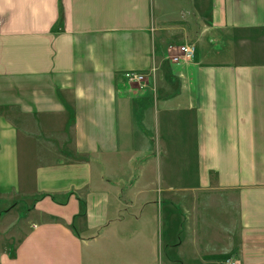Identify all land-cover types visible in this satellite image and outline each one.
Returning a JSON list of instances; mask_svg holds the SVG:
<instances>
[{
    "label": "crops",
    "instance_id": "obj_1",
    "mask_svg": "<svg viewBox=\"0 0 264 264\" xmlns=\"http://www.w3.org/2000/svg\"><path fill=\"white\" fill-rule=\"evenodd\" d=\"M17 199L0 264H264V0H0Z\"/></svg>",
    "mask_w": 264,
    "mask_h": 264
},
{
    "label": "rangeland",
    "instance_id": "obj_2",
    "mask_svg": "<svg viewBox=\"0 0 264 264\" xmlns=\"http://www.w3.org/2000/svg\"><path fill=\"white\" fill-rule=\"evenodd\" d=\"M167 56L170 58L168 52ZM30 204L31 203L28 201L22 199L2 200L0 202V215L3 214V217L0 219V234L3 235L5 241L8 240V242H10V237L13 232L17 233V230L23 232L22 228H24L23 226L25 225L24 217L27 215L31 207ZM8 210L11 212V215H4V212ZM220 261L224 262L225 260Z\"/></svg>",
    "mask_w": 264,
    "mask_h": 264
},
{
    "label": "built area",
    "instance_id": "obj_3",
    "mask_svg": "<svg viewBox=\"0 0 264 264\" xmlns=\"http://www.w3.org/2000/svg\"><path fill=\"white\" fill-rule=\"evenodd\" d=\"M170 59L179 63L182 61H192L196 57V46L192 43L170 44L167 47ZM125 77L130 82L142 83L146 80V74L136 70L125 71ZM224 264H241L240 260L230 257L224 261Z\"/></svg>",
    "mask_w": 264,
    "mask_h": 264
},
{
    "label": "trees",
    "instance_id": "obj_4",
    "mask_svg": "<svg viewBox=\"0 0 264 264\" xmlns=\"http://www.w3.org/2000/svg\"><path fill=\"white\" fill-rule=\"evenodd\" d=\"M231 255L230 254H224V255H214L213 258H216L218 260H226L228 258H230Z\"/></svg>",
    "mask_w": 264,
    "mask_h": 264
}]
</instances>
